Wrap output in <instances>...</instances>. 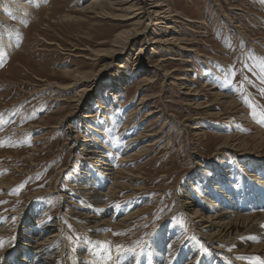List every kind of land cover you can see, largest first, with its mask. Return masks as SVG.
Segmentation results:
<instances>
[{"label": "rangeland", "instance_id": "obj_1", "mask_svg": "<svg viewBox=\"0 0 264 264\" xmlns=\"http://www.w3.org/2000/svg\"><path fill=\"white\" fill-rule=\"evenodd\" d=\"M21 1L0 0V140L6 142L0 146V182L10 183L0 188L3 247L26 220L38 218L41 227L61 230L68 242L58 244L64 255L90 240L93 229L78 222L76 209L59 193L73 200L77 190L70 185L78 175L106 176L108 182L103 165L87 163L80 150L84 117L92 112L99 130L92 132L113 149L110 175L120 183L109 178L104 215L112 223L108 240L101 237L104 247L117 251L120 245L121 252L137 256L164 230L171 251L190 247L194 258L211 264H248L223 251L225 244L203 237L183 200L202 184L217 185L222 168L236 177L240 166H262L264 124L246 101L257 114L264 109V0H159L173 10L159 24L153 15L128 19L136 11L130 3L82 12L93 0H30L33 9L25 13ZM166 36L177 40L154 42ZM112 51L118 53L112 57ZM76 72L88 75L75 84ZM83 86L90 90L79 102ZM72 136H79L76 146ZM233 139L243 145L234 146ZM128 213L134 217L119 226L118 218ZM56 219L60 224L52 226Z\"/></svg>", "mask_w": 264, "mask_h": 264}, {"label": "bare ground", "instance_id": "obj_2", "mask_svg": "<svg viewBox=\"0 0 264 264\" xmlns=\"http://www.w3.org/2000/svg\"><path fill=\"white\" fill-rule=\"evenodd\" d=\"M19 3L20 8L25 11V13H27L31 12L35 1L24 0ZM123 3H130L128 8L136 10L134 11L135 14L129 15L127 17L128 19L137 18V20H139L142 17H147L150 20L153 15L155 18L153 23L155 24L163 23L164 20H168L169 16L171 15L169 13L173 12L172 7L169 4L160 3L159 0H93L91 3L82 6L79 10L82 12H91L94 11L98 6L106 7V5H110L114 7ZM14 12L15 11H13V13ZM18 15L16 14V17L19 18ZM166 26L167 28H172L171 24H167ZM143 32H145V30ZM137 34H139L138 31L132 32L130 38L136 36ZM117 37H120V35H117ZM176 40L177 39H175V36H166L160 39H155L154 42L170 44ZM102 43H104V41ZM9 44L10 43L8 42L7 45ZM12 46H14L13 43ZM141 50L142 49L140 48V51ZM117 51L108 52V54L110 53L113 57L114 54L118 53ZM102 55H104V53H99L97 56ZM107 65L106 67L109 66ZM121 66L124 65L121 64ZM86 74L88 75V73L83 72L74 73L75 84L79 82L80 79L85 80V77L87 76ZM92 75H90L91 80H96L100 73L94 74L93 76ZM182 78L183 77H179L178 79ZM114 84L117 83L115 82ZM67 87L69 86H65V88ZM182 88L186 90L187 94H190V86L188 87V85H184ZM215 88L216 86H212L211 89L216 92ZM89 90V86H83L79 90L80 97L79 100H77L80 102L81 99L88 94ZM108 94L114 95L112 91H108ZM222 95L224 96V94ZM102 108H104V106H102ZM94 117L95 114L92 112L86 114L84 117L85 123H87L85 125L87 131L84 133L85 138H83L81 141L83 143L80 150L84 154H87V163L90 164L91 162L93 164H97L100 162L103 165V167H101V172L108 175V182L106 183V176L98 175L94 179L93 177L95 175L89 178L86 175H78V178L75 181L72 183L69 181L71 183L70 186L77 190L72 193L76 196L75 198L73 197V200H68V195L66 193H59L61 199L64 200V203L67 200V203H71L72 208H74V210L76 209L75 213L77 216H79L78 222L85 221L88 225V229H93L91 233L89 232L90 240H82V244L78 246L75 253H72V250L70 249V252H67L64 255V252H60L58 250V244L63 243L68 245V242L66 241L64 235L61 234V230H59V228L54 229V227L53 230H48L45 228V224L44 227H41L43 224H41L40 218H38V221L34 223L30 222V220H26L23 231H16L15 236L13 235L12 237L13 239H10L9 243H5L3 249H0V264H54L56 263V259H60L64 264H197V262H199V264H211L207 261H204L205 259L202 260L194 258L190 247L188 250L185 249L171 251L172 248L169 249L170 246L168 247V242L164 240V230H162V234L158 237L154 235L157 237V241L155 242V239L152 240V245H150V247L147 248L144 253L137 256L132 255L130 250L127 249L125 251L123 250L122 252H118L112 248L108 249L102 245V242L100 241L102 240L101 237H104L108 240L106 235L109 233H106L105 230L112 223V217L104 215L105 211L109 207L107 203L110 200L111 195L109 193L113 187L109 184V178L111 180L115 178L113 185L120 183L117 181V176H113V178L111 176L113 174L112 171H114L113 167L115 166L111 159V156H114L113 149L103 143H99L97 140L98 137L94 132H92L99 131L98 128H96V125L91 124V120H94L91 118ZM192 128L198 129L199 127L193 126ZM74 131L75 130H72V132ZM77 132L80 134V131ZM81 132L83 131L81 130ZM200 133L201 131L194 132L195 135ZM142 135H140V137H142ZM226 138L228 139L229 137L226 136ZM70 139H72V141L74 140L72 146H76V144L80 141L78 140L79 136H72ZM229 142H231V140ZM231 143H233L234 146H237V144H240L241 146L243 145L240 142L237 143V141L234 139ZM98 146H102V148ZM245 162L249 163V161ZM261 162V167H255V164L252 163L253 166L246 165V167L240 166V168H236V177L227 175L230 173V170L227 168H222L217 185L202 184L199 190H195V196H191L189 199L183 200L185 210L187 209L190 212L193 224L197 227L198 232L201 233L203 237L216 245H219L220 243L225 244L223 251H230V253L234 251V254H240L239 258L246 261L248 264H250V260H246L244 256L246 258H248V255H252L254 257L259 256L260 258L264 259V161ZM207 177L208 178H206V180L211 179L210 176ZM232 180L235 182L232 183ZM237 183H240L238 184L239 188H237L235 185ZM9 184L4 181L0 182V188H8L10 187ZM108 188L111 189L108 192L105 191ZM194 198L197 200H194ZM196 203L197 206H195ZM105 206L107 207L104 210ZM102 212L103 215H101ZM134 214L135 213H128L121 218H118V225L129 220ZM41 215H43V213ZM3 222L4 219H0V224ZM54 223L55 224L52 226H57L60 224L58 219H56ZM2 233H7L5 222L2 226H0V237ZM169 243L171 242L169 241ZM164 244L165 248L163 247ZM232 244H234L233 247L230 246ZM219 248H221V246L216 247V249ZM150 251L152 252V257L149 256ZM71 253L75 254V258ZM171 253L176 254L172 255L173 257L169 259ZM70 254L74 258L73 260L71 259ZM111 255H113V258L115 255L114 260L111 258ZM219 256H217V258ZM219 263L230 264L229 261L228 263L225 261H219Z\"/></svg>", "mask_w": 264, "mask_h": 264}, {"label": "snow or ice", "instance_id": "obj_3", "mask_svg": "<svg viewBox=\"0 0 264 264\" xmlns=\"http://www.w3.org/2000/svg\"><path fill=\"white\" fill-rule=\"evenodd\" d=\"M46 2V0H45ZM2 58V57H0ZM0 66H2V63H0ZM264 91V90H262ZM247 103H249V107H252L253 108V117L256 118L257 115H259V118H258V122L259 123H262L264 124V109H262L259 114H257V112L255 111V106L251 104V102L249 101H246ZM115 139V138H114ZM30 143V141H28ZM117 143H119L120 141L117 139L116 140ZM5 141L4 140H0V146H5ZM8 145L9 146H15L14 144H12L10 141L8 142ZM0 203H5V202H0ZM3 238H0V247H3ZM141 247H143V245H140ZM121 247L120 245H117L116 246V250L119 252L121 250ZM134 251V249H133ZM250 259V264H264V259L260 258L259 256H256V257H251L249 258ZM197 264H199V262H197Z\"/></svg>", "mask_w": 264, "mask_h": 264}]
</instances>
